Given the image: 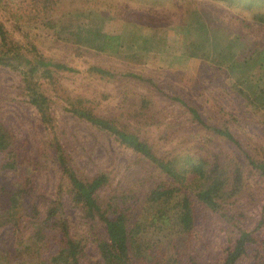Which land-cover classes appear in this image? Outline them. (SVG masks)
Listing matches in <instances>:
<instances>
[{"label": "rangeland", "instance_id": "rangeland-1", "mask_svg": "<svg viewBox=\"0 0 264 264\" xmlns=\"http://www.w3.org/2000/svg\"><path fill=\"white\" fill-rule=\"evenodd\" d=\"M254 2L247 6L245 0H50L47 16L34 20L21 19L28 8L34 9V0H0V22L14 39L35 45L46 60L74 69H52L53 79L40 80L51 100L53 119L46 126L22 91V75L0 66V122L13 140L11 152L0 153V264H41L48 256L35 240L36 228H28L32 218L23 215L20 201L9 200V192L11 185L26 182L24 170H30L36 195L53 198L58 171L52 152H41L53 138L80 175L109 177L100 188L102 197L125 190L143 198L157 182H169L111 131L67 111V101L135 133L165 159L176 160L185 170L182 189L187 187L192 195L213 184L218 187L216 208L194 199V227L178 238L177 247L162 254L164 248L156 245L146 251L155 255L154 262L138 259L137 264H221L243 229H254L258 243L264 241V168L257 166L264 163V109L234 89L238 78L244 83L247 78V86L261 83L257 77L264 69V1ZM98 13L103 19L108 14L106 20L95 18ZM67 18L72 24L58 36L55 31ZM197 19L216 28L206 32ZM38 20L51 21L54 27H42ZM97 26L119 35L120 49H99ZM232 33L241 34L244 44L230 66L217 67L211 59L184 54L189 43L197 41L213 57ZM255 50L260 52L255 62L245 65ZM252 72L257 74L254 79L249 78ZM189 108L205 123L228 128L251 160L225 136L200 124ZM6 160L14 166L2 167ZM17 163L26 167L19 171ZM63 202L70 229L86 243L87 258L99 260L78 209L68 208L66 195ZM253 263V251L236 262Z\"/></svg>", "mask_w": 264, "mask_h": 264}, {"label": "trees", "instance_id": "trees-1", "mask_svg": "<svg viewBox=\"0 0 264 264\" xmlns=\"http://www.w3.org/2000/svg\"><path fill=\"white\" fill-rule=\"evenodd\" d=\"M225 1L233 3L236 0ZM245 1H247V6L256 4L254 0ZM49 3L50 0H34V9L28 8L21 19L26 16L37 20L40 14L47 16ZM98 16L95 18L103 22L108 14L104 19L99 13ZM196 16L203 18L200 13H196ZM95 18H91L90 21H95ZM72 21L73 19L69 18L63 19L60 30L57 29L55 34L61 35L59 31L66 29L72 24ZM196 21L203 25L201 27L206 32L216 28L210 21L201 19ZM38 24L42 27H54V23L51 21L38 20ZM149 29L153 30V26ZM168 29L169 27H166V30ZM95 31V34L98 35L95 45L99 49L112 50L115 47L120 49L119 35L106 33L98 26ZM243 44V36L232 33L228 37L227 45L217 48L213 57L206 53L201 48L202 44H198L197 41H191L188 45L191 48H186L184 54L190 59L195 57L211 59L217 67L230 66L236 60L237 50L242 48ZM259 53L258 50H255L254 57L250 54L249 61L243 63L248 65L250 62H255V57ZM243 63L238 66H243ZM0 66L22 75L24 95L40 114L41 122L46 126H51L53 119L49 112L51 100L43 93L40 80L45 77L53 79L52 69L69 71H74V69L62 63L46 60L35 45L31 43L26 45L14 39L2 22H0ZM242 73L244 75L246 71ZM256 75L252 72L249 78L254 79ZM257 78L260 79L261 85L258 84L255 87L252 84L247 86V78L245 83L244 79L238 78L239 85H236L234 89L251 105L264 109V69L261 70ZM242 84H244L243 87H241ZM65 109L92 125L111 131L120 143L140 154L163 172L169 182H157L147 189L143 198L137 197L132 191L125 190H121L111 197H102L99 193L100 188L108 183L109 177L105 173L97 174L91 178L80 175L60 143L53 138L48 146L43 145L41 149L42 153L48 150L52 152L58 171L53 198L42 194L36 195L33 180L29 174L30 170H24L27 177L26 182L23 185H11L12 189L9 192V200L11 202L20 201L24 208L23 215L29 219L32 218L28 228L31 229V226L36 228L35 240L37 244L49 252L41 264H82L85 261L88 264H137L138 259L151 262L155 255H151V253L149 255L146 253L147 250L151 249L152 251L156 245H159V248H164L162 254H165L164 251L177 247L178 238L192 231L195 219L194 199L208 207H217L218 203L214 198V192L218 187L215 184L196 191L192 195L187 187L183 188H187L185 191L182 189V185L185 184V170L177 167L176 160L165 159L158 155L151 145L138 135L116 127L110 120L95 114L90 109L77 107L71 101H67ZM189 109L200 124L213 130L216 134L225 136L250 159L248 152L242 148L241 143L235 139L228 128L209 125L195 110ZM12 144L11 135L0 122V153L11 152ZM38 163L41 164L40 159ZM15 165L17 168L19 167V171L26 167L22 166V163ZM8 166H14V161L6 160L2 165V167ZM257 166L264 168V163H259ZM201 167L202 165L199 167L200 170ZM174 183L179 184L180 187ZM64 195L70 204L68 208L78 209L79 217L83 219L90 239L98 251L99 260L91 261L87 258L84 239L78 238L70 229L69 213L63 202ZM157 220H160V224L156 223ZM261 224L260 220L256 229ZM153 239L157 240L152 241ZM258 241L259 238L254 229L240 230L233 245L227 249L221 264H236L237 260L247 255L249 251H253V264H264V241L262 239L261 243ZM157 263L158 261H155V264ZM190 264H194L193 261Z\"/></svg>", "mask_w": 264, "mask_h": 264}]
</instances>
